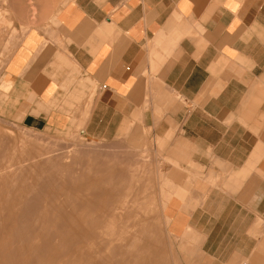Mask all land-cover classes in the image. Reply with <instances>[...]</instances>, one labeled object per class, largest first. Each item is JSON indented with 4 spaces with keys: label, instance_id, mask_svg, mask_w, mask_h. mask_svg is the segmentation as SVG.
<instances>
[{
    "label": "crops",
    "instance_id": "obj_1",
    "mask_svg": "<svg viewBox=\"0 0 264 264\" xmlns=\"http://www.w3.org/2000/svg\"><path fill=\"white\" fill-rule=\"evenodd\" d=\"M0 55L6 117L166 177L189 264H264V0H0Z\"/></svg>",
    "mask_w": 264,
    "mask_h": 264
},
{
    "label": "rangeland",
    "instance_id": "obj_2",
    "mask_svg": "<svg viewBox=\"0 0 264 264\" xmlns=\"http://www.w3.org/2000/svg\"><path fill=\"white\" fill-rule=\"evenodd\" d=\"M5 115L0 264H189L167 231L166 177L144 153Z\"/></svg>",
    "mask_w": 264,
    "mask_h": 264
},
{
    "label": "bare ground",
    "instance_id": "obj_3",
    "mask_svg": "<svg viewBox=\"0 0 264 264\" xmlns=\"http://www.w3.org/2000/svg\"><path fill=\"white\" fill-rule=\"evenodd\" d=\"M76 153H78V152H76ZM13 168V167H12ZM28 201V200H27ZM144 262V261H143Z\"/></svg>",
    "mask_w": 264,
    "mask_h": 264
}]
</instances>
